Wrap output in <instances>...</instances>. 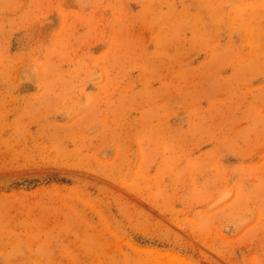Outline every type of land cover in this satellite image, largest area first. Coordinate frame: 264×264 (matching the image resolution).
Returning <instances> with one entry per match:
<instances>
[{"label":"rangeland","instance_id":"rangeland-1","mask_svg":"<svg viewBox=\"0 0 264 264\" xmlns=\"http://www.w3.org/2000/svg\"><path fill=\"white\" fill-rule=\"evenodd\" d=\"M0 264H264V0H0Z\"/></svg>","mask_w":264,"mask_h":264}]
</instances>
